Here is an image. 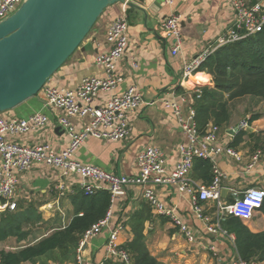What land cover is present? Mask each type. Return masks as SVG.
<instances>
[{
	"label": "crops",
	"instance_id": "0c3cea01",
	"mask_svg": "<svg viewBox=\"0 0 264 264\" xmlns=\"http://www.w3.org/2000/svg\"><path fill=\"white\" fill-rule=\"evenodd\" d=\"M128 1L133 5L116 3L105 9L78 50L48 83L72 89L84 77L103 76L104 71L95 64V58L110 48L106 39L110 23L124 14L127 16L129 44L116 69L121 81L113 92H101L95 99V105L104 104L111 94H121L130 86L139 88L146 103L131 115L132 132L128 138L110 141L89 137L74 156L82 163L94 164L116 174L134 175L138 171V155L148 145L158 146L165 152L169 168H174L181 160L179 146L186 141V137L172 110L166 108L164 102L182 95L188 98L185 104H195V93L181 84L183 61L210 49L216 39L233 26L235 14L230 0H174L173 7L163 4L161 0ZM247 1L252 4L257 0ZM172 11L181 14L183 19V43L177 54L172 52L173 38H164L159 34L161 20ZM194 78L202 85V90L206 86L214 87L213 76L205 70H200ZM40 96L41 100L30 98L4 114L17 118H25L37 111L48 114L52 124L18 137L17 141L30 145L45 141L55 151H62L69 144L58 122L63 111L49 108L43 94ZM234 104L229 123L221 127L220 141L224 145H230L239 133H233L234 128L242 121L249 120L253 114L260 113L257 110L260 103L250 97L238 98L233 101ZM72 122L81 130L86 118L74 117ZM241 131L244 132L242 140L233 148L242 152L243 159L236 161L226 155L219 158V165L227 175L223 180L222 197L228 203L240 198L241 191L246 188H264V159L247 171L252 154L264 145V114L251 120L249 126ZM61 184H64L63 190ZM82 189V179L78 174L63 178L59 170L44 164H34L28 171L20 173L16 191L18 208L8 211V214L0 212V222L13 215L26 219H23L19 234L0 240V251H13L34 244L55 230L67 227L75 215L73 199ZM157 192L163 202L176 206L185 222L194 228L195 242H189L168 217L156 214L144 199L141 187L134 186L111 205L110 227L83 246L85 259L91 264L105 260L110 232L122 225L119 236L122 245L132 240L138 230L143 233L149 252L164 264H231L238 254L234 233L223 226L228 234H208L199 220L191 218L189 195L182 196L173 187H157ZM208 207V212L215 210L212 206ZM243 222L254 233L264 231V211L257 210L252 220ZM80 243L81 240L79 246ZM79 246L64 257L56 251L35 262L21 264H75ZM212 246L215 250L211 249ZM108 264L124 263L109 260Z\"/></svg>",
	"mask_w": 264,
	"mask_h": 264
},
{
	"label": "built area",
	"instance_id": "2783aa9c",
	"mask_svg": "<svg viewBox=\"0 0 264 264\" xmlns=\"http://www.w3.org/2000/svg\"><path fill=\"white\" fill-rule=\"evenodd\" d=\"M25 0H0V21L13 14ZM168 6L174 5V0H161ZM235 14L233 26L216 39L210 49L204 50L194 58L183 61L182 86L187 87L197 98L202 95V85L195 80L203 63L218 48L233 42L243 40L264 30V0L249 3L247 0H230ZM182 15L172 11L161 20L159 34L164 38H173L172 52L177 54L182 47L181 30ZM129 21L124 14L114 19L107 30V42L110 48L95 58L104 75L101 77H84L76 88H62L48 82L42 88L46 104L49 108L60 109L63 114L58 122L64 129L68 139V147L55 151L48 142L39 144H24L17 141L18 137L46 128L52 124L48 114L37 111L25 118H17L0 114V212L15 211L18 208L16 191L20 173L28 171L34 164H44L59 170L64 178L78 174L82 179V188L86 194L107 189L111 193L112 204L127 189L141 187L144 199L154 212L166 216L177 226L189 242L197 240L194 228L185 222L176 206L163 202L157 192V187H173L180 195L190 196L191 218L199 220L209 234H228L223 223L229 216L242 221L253 219L255 212L263 207L264 188L249 187L241 191L242 196L234 202H226L222 197L223 180L226 172L219 165L222 155L236 161L243 159L241 151L220 141L221 127L213 123L201 130L197 121V110L194 102L185 104L188 98L177 95L174 100H166L164 106L171 109L177 124L182 129L186 141L179 146L181 160L174 168H169L165 152L158 146L148 145L138 155V171L134 175L116 174L94 164H86L77 160L76 151L89 137L102 140L120 141L128 138L132 132L131 115L145 105L142 92L137 86H130L121 94H111L102 105H95V99L101 92H113L121 81L117 73V65L124 57L129 44ZM181 101L182 104L179 103ZM153 104V103H152ZM74 117L86 118V123L78 130L72 122ZM249 126L248 119L242 121L233 130L240 132ZM198 158L209 160L213 165V179L207 184L192 176L195 161ZM264 159V146L257 148L252 154L247 171L253 169ZM63 190L64 184L60 185ZM208 206L215 208L208 212ZM112 220V209L106 216L85 231L81 238L75 264H91L83 255L86 242L100 235L109 228ZM123 226L119 225L110 232L106 244L105 260L98 264H108L109 260L124 264H133L131 254L119 241ZM235 243L234 238H232ZM215 250V247H211ZM231 264H254L243 259L239 253Z\"/></svg>",
	"mask_w": 264,
	"mask_h": 264
},
{
	"label": "trees",
	"instance_id": "16d2710c",
	"mask_svg": "<svg viewBox=\"0 0 264 264\" xmlns=\"http://www.w3.org/2000/svg\"><path fill=\"white\" fill-rule=\"evenodd\" d=\"M200 70L213 76L214 87H204L198 99L193 96L199 127L204 130L211 123L223 127L231 119L232 107L235 106L233 101L236 99L250 97L258 103L264 102V30L218 48L207 58ZM262 115L261 112L253 114L248 121ZM243 134V131L237 133L230 146H236L242 140ZM193 176L207 184L211 183L212 163L206 159H196ZM73 205L75 215L67 227L55 230L34 244L13 251L1 250L0 264L35 262L56 251L63 257L76 251L85 231L103 219L111 208V193L107 189H101L86 194L82 189L75 195ZM261 209L264 211V204ZM23 219L22 216L14 215L3 218L0 222V240L19 234ZM223 226L235 234L236 247L243 259L253 261L254 264H263L264 231L254 233L240 218L234 216H229ZM123 247L131 254L133 264H164L149 252L143 233L138 230L134 238L123 244Z\"/></svg>",
	"mask_w": 264,
	"mask_h": 264
},
{
	"label": "water",
	"instance_id": "95a60500",
	"mask_svg": "<svg viewBox=\"0 0 264 264\" xmlns=\"http://www.w3.org/2000/svg\"><path fill=\"white\" fill-rule=\"evenodd\" d=\"M116 3L133 5L128 0H25L0 21V114L30 98L41 100L45 84Z\"/></svg>",
	"mask_w": 264,
	"mask_h": 264
},
{
	"label": "rangeland",
	"instance_id": "374dc122",
	"mask_svg": "<svg viewBox=\"0 0 264 264\" xmlns=\"http://www.w3.org/2000/svg\"><path fill=\"white\" fill-rule=\"evenodd\" d=\"M241 108H242V107H241ZM257 110L264 114V102H261V103L259 104V107H258Z\"/></svg>",
	"mask_w": 264,
	"mask_h": 264
}]
</instances>
